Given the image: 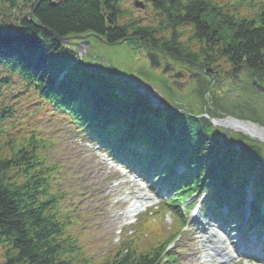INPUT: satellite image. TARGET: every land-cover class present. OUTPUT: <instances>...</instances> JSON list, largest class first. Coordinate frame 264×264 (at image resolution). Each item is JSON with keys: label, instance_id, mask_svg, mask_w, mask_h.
Masks as SVG:
<instances>
[{"label": "trees", "instance_id": "obj_1", "mask_svg": "<svg viewBox=\"0 0 264 264\" xmlns=\"http://www.w3.org/2000/svg\"><path fill=\"white\" fill-rule=\"evenodd\" d=\"M143 1L145 12L135 14L133 0H56L54 5L41 0L36 8V0H0V264L75 262L70 222L58 206L54 166L39 155L47 146L41 147L37 136L43 139L28 122L29 110L35 108L62 115L81 136L100 142L112 154L121 146V152L132 157L125 156L127 161L142 173L152 170L159 179L171 173L173 165H184L180 187L175 186V194L165 202L170 207L203 189L211 199L205 211L240 227L249 187L248 228H264L263 143L242 134L223 139L210 123L198 125L195 117L155 114L126 78L76 66V52L49 33L91 32L109 44L137 38L136 44L145 50L165 53L191 67L219 63L223 74L241 64L246 85H230L241 96L215 95L205 76L191 93L203 103L209 93L214 116L264 124V99L249 84L256 78L264 85V2L255 16L242 17L210 0ZM32 10L39 25L28 20ZM238 142L244 145L236 148ZM223 204L228 206L226 213ZM73 208L72 202L69 210ZM147 225L143 221L132 245L118 248L101 264H177L174 254L163 260V246L177 230L157 246L138 249L135 241ZM183 225V220L178 223Z\"/></svg>", "mask_w": 264, "mask_h": 264}, {"label": "rangeland", "instance_id": "obj_2", "mask_svg": "<svg viewBox=\"0 0 264 264\" xmlns=\"http://www.w3.org/2000/svg\"><path fill=\"white\" fill-rule=\"evenodd\" d=\"M210 1L227 5L226 11L233 15L252 17L258 12L259 3L263 0ZM129 5L125 4L126 7ZM140 9L142 8L131 10L132 13L136 11L135 14L145 12ZM95 42L97 45L93 50L89 48L88 53L92 58L96 57L107 64L105 68L110 75L115 77L117 75L121 80L124 78L135 80L136 83L133 86L136 89L146 92L149 97L158 99L162 97L159 109L165 113L169 114L168 111L177 112V116L175 115L177 119L184 114L198 119V125L202 124L206 127L207 123H210L212 126L207 113H204L205 103H201L192 96L170 93L167 88L161 85L162 80L159 76L163 74H160L159 70L143 68L146 66V62L141 47L135 51L124 43L108 45L94 40ZM78 55L84 56L81 49H79ZM88 58L90 57L88 56ZM72 63L78 66L79 62L72 61ZM218 64L216 63L215 67ZM141 73L145 74L141 75ZM140 80L145 83L151 82L153 88L146 85L144 86L147 88H143L144 86L137 83ZM221 87L226 91L230 88L228 84H223ZM181 91H185L184 88ZM216 91L217 88L214 91L217 94L218 91ZM261 97L264 98V93ZM151 109L154 108L151 106ZM154 111L155 114L158 112L157 109ZM29 112L31 115L28 122L36 126L37 133L44 140L37 136L39 144L41 147L47 146L40 148L39 155H44L47 162L54 166L56 180L59 181V189H56V194L59 195L58 206L67 216L68 223L70 222L68 235L76 248L72 252V256L75 257L73 264H101L105 257L112 255L123 243L124 233L127 235L129 231L135 230V226L132 228L123 226V221L129 217L124 211L128 209L132 197H139L142 193H154L151 192L153 189L148 187L143 189L137 181H127L129 176L109 166L108 156L96 144L87 143L61 115L48 110L37 111L36 108L30 109ZM26 136L23 137L26 138ZM4 154H8L7 148H4ZM202 195L194 194L193 199L189 202L193 203ZM161 197L164 198L163 195ZM161 197L160 199H162ZM206 200L205 197L204 202ZM72 202L74 208L70 211L69 206ZM158 203L152 207L157 209L160 205ZM188 209H185V213H187L186 226L167 248L163 246V251L169 254L175 253L177 264H205L207 261H205L204 253L208 251L207 245L210 246V241L216 239V237H208V232L216 231L218 227L207 221L204 222L199 216L191 217ZM166 211L158 220H153L154 223L151 227H146V230L143 231L146 234L141 235L135 241L138 249L146 250L158 244L165 234L171 235L174 231L177 221L171 214V210ZM232 235L236 237L228 239V242L232 249H236L238 245H241H236L241 239L240 233L234 231ZM254 257L258 258L259 256L243 255L237 264L250 262Z\"/></svg>", "mask_w": 264, "mask_h": 264}, {"label": "water", "instance_id": "obj_3", "mask_svg": "<svg viewBox=\"0 0 264 264\" xmlns=\"http://www.w3.org/2000/svg\"><path fill=\"white\" fill-rule=\"evenodd\" d=\"M39 2H37L34 6V8H36V6L38 5ZM51 5H54V2L50 3ZM134 6L138 7V8H144L145 5L142 1L140 0H134L133 2ZM34 10V9H33ZM32 12L29 14V22L34 23L35 25H39L38 23H35L33 21V19L31 18ZM53 33V32H51ZM53 35L55 36V38L63 43V44H68V45H74L77 48L86 50V45L89 44V40L85 39L87 35H73L70 37H61L58 36L57 34L53 33ZM97 37V36H96ZM81 38L82 40L80 42H72L71 39H78ZM97 39H99V41H104L103 38L101 37H97ZM117 43H122V41H119ZM148 61H149V67L150 68H158L160 66V62L159 60L156 58L155 53H151L148 52L146 55ZM82 64L85 66V68L87 69H91L88 67L89 61H84L82 62ZM94 69V66H93ZM168 70H170V67L168 64H165L161 70L162 73L167 72ZM237 69L233 70V75L236 77L235 73H236ZM211 72V69H206L204 70V73H209ZM199 74H194L193 77H197ZM177 77V76H175ZM251 85L254 86L257 91H264V86L261 85L260 83L257 82L256 79H253L251 82ZM215 124H220V121H224V125L230 128H233L234 130H240L242 132H244L245 134L249 135L250 137H252L253 139H256L260 142L264 143V135H261V133H264V126H259L258 124L253 123L252 121L249 120H244V119H238L235 117H231V116H227L224 119H216L214 120ZM222 124V125H223ZM227 133V128H224V130L222 131L221 135L223 137H227L226 136Z\"/></svg>", "mask_w": 264, "mask_h": 264}, {"label": "flooded vegetation", "instance_id": "obj_4", "mask_svg": "<svg viewBox=\"0 0 264 264\" xmlns=\"http://www.w3.org/2000/svg\"><path fill=\"white\" fill-rule=\"evenodd\" d=\"M18 1V0H16ZM41 1V0H40ZM48 3L52 0H46ZM91 41V45L89 46V48H91L92 50L94 49V46H96L97 44L94 43V38H89ZM137 40L135 39L133 42H136ZM160 54V53H158ZM161 57H159L160 59V64L162 68V66L164 64H168L170 67V71H168L165 75L166 78V82L168 83L169 86H177L178 89H185L187 86H189V84H191L192 80H193V75L196 73H199V70L201 69L200 66H194V68L189 67V66H185L182 62H179V64L177 62H175V60L173 59H169L168 55H166L165 53H161L160 54ZM93 61L95 62H100L99 59H97L96 57L91 58ZM196 65H199L198 63H196ZM242 72V70H241ZM213 77V80L216 84H221L222 82H224V78H220L219 74H218V69L216 70L215 68L213 69V73L210 74ZM177 76V78L175 77ZM230 76L229 74L227 75V77ZM240 80V79H239ZM235 82H239L234 80Z\"/></svg>", "mask_w": 264, "mask_h": 264}, {"label": "bare ground", "instance_id": "obj_5", "mask_svg": "<svg viewBox=\"0 0 264 264\" xmlns=\"http://www.w3.org/2000/svg\"><path fill=\"white\" fill-rule=\"evenodd\" d=\"M261 135H264V133L263 134L261 133ZM213 242H215V241H213ZM215 244H216V246H218V245H221L222 243H221V241L218 240L215 242ZM222 249H226V247L218 246V250H222Z\"/></svg>", "mask_w": 264, "mask_h": 264}]
</instances>
